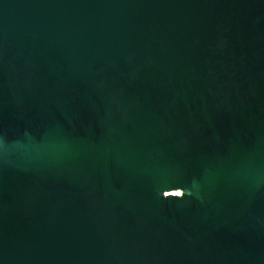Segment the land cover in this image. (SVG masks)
<instances>
[{
    "label": "water",
    "instance_id": "1",
    "mask_svg": "<svg viewBox=\"0 0 264 264\" xmlns=\"http://www.w3.org/2000/svg\"><path fill=\"white\" fill-rule=\"evenodd\" d=\"M0 264H264V0H0Z\"/></svg>",
    "mask_w": 264,
    "mask_h": 264
}]
</instances>
